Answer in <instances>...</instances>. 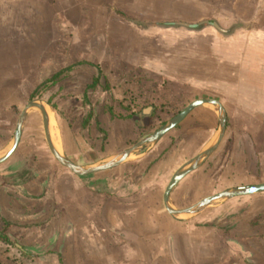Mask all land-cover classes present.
Here are the masks:
<instances>
[{
    "label": "crops",
    "instance_id": "0c3cea01",
    "mask_svg": "<svg viewBox=\"0 0 264 264\" xmlns=\"http://www.w3.org/2000/svg\"><path fill=\"white\" fill-rule=\"evenodd\" d=\"M17 2L19 0H0V13L16 9ZM216 22L220 28L215 23L207 24L202 29L179 27L194 31L212 27L218 32L217 35L214 34L216 39L235 37L239 27H249L245 22H234L225 28L221 22ZM245 47L242 43L238 45L236 42H228L224 43L221 50V54L225 55L224 60L233 64L225 73L235 74L236 69H239V73H245H241V77L235 82L222 80L219 85H214V81L197 73L193 76L197 79H192L187 92H175L163 80L162 72L157 73L161 83L154 85L153 80L146 77L149 73L140 70L137 74L122 72L118 78L120 88L104 90L103 97L106 96V99L103 101L95 96L98 99L96 105L84 102L81 104L74 98L69 102L64 98L62 109L57 112L46 101L56 145L77 165L103 163L154 133L193 101L216 99L222 103L228 116L225 136L214 152L174 187L170 194L171 204L178 197L183 202L176 203L177 208H186L211 196V193L264 183L263 171L259 170V166H264V82H244L248 74L263 73L264 64L254 63L251 57L257 50ZM248 58L251 60L243 70L242 61L245 62ZM151 60L145 68L156 70L159 62ZM91 90L90 93L94 94L95 91ZM31 112L38 113L43 134L45 132L39 110H30L16 151L0 164V211L5 209L9 212L17 210L27 211V214L38 213L37 209L33 210V206L37 205L36 202L44 201L41 205H46V257L66 253L72 264H264V191L220 200L182 219L173 217L164 204V193L174 173L216 139L220 115L217 106H196L156 143L135 152L130 160L113 168L79 175L55 159L59 166L66 169L69 183L59 181L52 184L50 167L42 165L46 169L35 170L29 182L20 184L11 175L16 168L12 165L19 164V160H15V154ZM88 113L108 131V136L104 137L103 131H106L99 127L92 134V139L85 135L82 129L88 119L84 115ZM75 115H79L77 117L81 121L77 129L73 127ZM19 116L14 134L0 154L11 144ZM152 120H156L157 124H149ZM205 120L211 121L215 126L206 131L201 130ZM231 126L236 128L234 132H230ZM232 135V147L227 149ZM44 138L43 150L47 149L52 154L46 135ZM181 138L185 139L181 141ZM245 142L249 147H246ZM180 143L184 149L178 155L184 153L188 156L187 159H158L164 151V145L174 148L175 144L178 146ZM186 143L189 148L193 147L192 152L186 151ZM93 147L100 152L98 158L93 155L95 151L86 154ZM247 148L252 166H258L255 173L254 168L251 169V174L243 170V159L246 160L245 156L248 155ZM237 156L240 157L239 162H236ZM214 159L215 166H220L219 172H225L229 168L230 172L234 168L235 177L230 176L223 181L216 177V167L209 168L210 160ZM129 166L135 167L131 169ZM161 166L177 168H170L169 173L173 174L171 178L169 175L166 177L167 182L152 181V176L148 175L156 174ZM135 177L138 180H133ZM148 177L151 178L150 181ZM248 177L253 180L244 182V178ZM17 189L25 192L21 197L26 201L17 195ZM215 204L218 206L211 209ZM63 259L65 260V256ZM52 263L59 264V259Z\"/></svg>",
    "mask_w": 264,
    "mask_h": 264
},
{
    "label": "rangeland",
    "instance_id": "374dc122",
    "mask_svg": "<svg viewBox=\"0 0 264 264\" xmlns=\"http://www.w3.org/2000/svg\"><path fill=\"white\" fill-rule=\"evenodd\" d=\"M0 20V151L12 138L16 120L23 107L33 99L50 102L57 112L62 109L64 98L69 102L74 98L81 104L84 102L96 105L98 99L95 96L103 101L106 99L103 92L112 87L114 90L120 88L118 78L122 72L137 74L140 70L149 73L146 77L153 80L154 85L160 82L157 73L162 72L163 80L175 92H187L192 79H197L193 77L197 73L214 81V85H219L222 80L235 82L241 77V73H245H239V69H236L235 74L225 73L233 67V64L224 60V53L221 54L224 43L228 42L255 48L257 51L251 57L253 62L264 64V0H19L16 9L0 13ZM144 20L190 25L216 20L225 28L234 22H245L249 27L238 26L237 36L216 39L214 34L217 35L218 32L212 27L194 31L179 26L160 28L136 23ZM151 59L159 62L157 72L154 68H145ZM250 60L248 58L245 62L242 61L243 70ZM263 73L248 74L247 77L244 76V82L261 84L264 82ZM91 89L95 91L94 94L90 93ZM77 116L79 115H75L73 120L74 129L81 123ZM84 116L88 118L82 129L85 135L92 139L97 127L105 130L100 122L97 123L92 118V114ZM154 123L157 124L156 120L149 124L155 125ZM202 124L201 130L205 131L215 126L209 120ZM235 129L231 126L230 132ZM105 131L104 137L108 136V131ZM130 132L132 134V130ZM233 137L234 135L230 137L229 144H226L227 149H231ZM182 139L185 138H181V141ZM43 146L45 138L41 120L38 113L31 112L15 154V160H19V164L27 163L30 166H23L18 177L9 167L13 173L11 175L22 184L32 178L35 170L49 166L52 184L59 181L69 183L66 169L59 166L49 150H43ZM186 147V151L193 148H189L187 143ZM162 148L164 151L158 159L178 158L184 161L188 157L184 153L178 155L184 149L181 143L178 146L175 144L174 148L170 145ZM96 150L98 149L93 147L86 154L95 151L93 155L98 158L100 152ZM170 150L172 152L168 154ZM247 150L243 170L251 174V169L254 168L255 173L258 166H252L251 155L248 148ZM236 158V162H239L240 157ZM42 163L46 166H42ZM210 164L209 168L216 167L217 173L214 175L221 178V181L230 176L235 177L234 168L230 172V168L219 172L220 166H215V159L210 160ZM129 167L132 169L135 166ZM259 167L264 175V166ZM170 168L177 167L161 166L156 174L148 176H152V181L167 182L166 177L169 175L171 178L173 174L169 173ZM26 170L31 172L29 176L28 173L25 176ZM248 178H244V182L253 180ZM149 179L151 180L148 177ZM133 180L138 179L135 177ZM24 193L17 189L20 198ZM43 202H36L37 205L33 206V210L37 209L38 213L27 214V211L17 210L9 212L5 209L0 211V230L5 229V238L0 239V264H54L52 262L56 259H59V264H72L66 253L46 257V205H41ZM181 202L183 200L178 197L172 201L176 207V203ZM217 206L215 204L210 208ZM27 208L32 210L30 206Z\"/></svg>",
    "mask_w": 264,
    "mask_h": 264
},
{
    "label": "water",
    "instance_id": "95a60500",
    "mask_svg": "<svg viewBox=\"0 0 264 264\" xmlns=\"http://www.w3.org/2000/svg\"><path fill=\"white\" fill-rule=\"evenodd\" d=\"M201 104H213L217 106V108L219 109L220 115H219V128H218L217 136L213 143H211L206 148H204L197 156L192 158L190 161H188L184 166L180 167L174 173L164 193V204L166 206V209L170 212V214L173 217L177 219H182L188 215L196 214L197 212L201 211L205 207H208L210 204L216 203L220 200L235 197V196H242V195L263 192L264 183H260V184H253V185H247V186L223 190L217 194L206 197L200 202L192 206L186 207V208H177L171 204L170 194L172 190L174 189V187L188 173L197 169L214 152V150L218 147L223 137L225 136L226 128H227V121H228L227 112L221 102H219L216 99H208V98L207 99H197L193 101L186 108H184L179 114H177L174 118H172L170 121L164 124L161 128L156 130L154 133H152L148 137L140 140L135 146H133L132 148H129L123 153L116 154L115 156L111 157L109 160L103 163H97V164H91V165H85V166H81V165H77L73 163L59 150L53 138L50 114H49V109L47 107V104L41 101L40 99H33L22 110L19 116L17 129L11 141V144L2 154H0V164L6 161L9 157H11V155L16 151L20 143V139H21V135H22L23 127H24V122L30 110H33V109L39 110L40 114L42 115L44 129L46 133V140H47L48 146L51 150L53 157L58 162L68 167L76 174L88 175V174H92V173H96V172H100L103 170L113 168L114 166L120 163L130 160L131 156L135 152H139L145 148H148L154 143H156L163 135H165L170 130L175 128L193 110V108Z\"/></svg>",
    "mask_w": 264,
    "mask_h": 264
},
{
    "label": "trees",
    "instance_id": "16d2710c",
    "mask_svg": "<svg viewBox=\"0 0 264 264\" xmlns=\"http://www.w3.org/2000/svg\"><path fill=\"white\" fill-rule=\"evenodd\" d=\"M136 21V20H135ZM136 23H138L139 25L141 26H150V25H162V26H165V27H171V26H174V27H178V26H188V27H191V28H195V29H202L205 25L207 24H211V23H215L216 26L218 28H220V26L217 24V22H208V21H201L200 23L196 24V25H190V24H183V23H178V22H170V23H159V22H155V21H148V20H144V21H137ZM36 94V92L34 93V95ZM5 229L3 230H0V239L2 238H5Z\"/></svg>",
    "mask_w": 264,
    "mask_h": 264
},
{
    "label": "flooded vegetation",
    "instance_id": "af4514ba",
    "mask_svg": "<svg viewBox=\"0 0 264 264\" xmlns=\"http://www.w3.org/2000/svg\"><path fill=\"white\" fill-rule=\"evenodd\" d=\"M34 93H35V92H34ZM44 135H46L45 132H44ZM42 165H45V164L42 163ZM12 166H16V168H14L13 171H15V172H14V173H15V176L18 177L19 171H21L22 167H23V166H30V164H25V165L18 164V165H12ZM31 166H33V165H31ZM25 173H26L25 176L27 175V173H28L27 176H29V174H30L31 172H30V171L27 172V170H26ZM25 176H24V177H25ZM29 179H30V178H28V180H27L28 182H29Z\"/></svg>",
    "mask_w": 264,
    "mask_h": 264
}]
</instances>
